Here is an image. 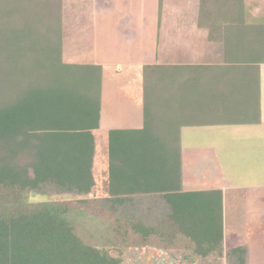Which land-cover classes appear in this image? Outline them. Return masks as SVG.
Wrapping results in <instances>:
<instances>
[{"label":"trees","instance_id":"1","mask_svg":"<svg viewBox=\"0 0 264 264\" xmlns=\"http://www.w3.org/2000/svg\"><path fill=\"white\" fill-rule=\"evenodd\" d=\"M198 6V25L223 43L225 63L144 66V124L109 131L104 196L113 210L161 196L169 213L154 225L127 220L124 236L173 245L183 235L192 261L224 255L223 195L182 190L180 128L258 123L264 63V14L254 16L246 0ZM67 9V0H0V264H123L111 248L84 241L70 203L33 201L46 185L80 203L95 193L102 66L64 60ZM246 251L230 249L238 264Z\"/></svg>","mask_w":264,"mask_h":264},{"label":"rangeland","instance_id":"2","mask_svg":"<svg viewBox=\"0 0 264 264\" xmlns=\"http://www.w3.org/2000/svg\"><path fill=\"white\" fill-rule=\"evenodd\" d=\"M109 1L113 2L114 5L112 4V6H115L116 10H121L118 16L112 17L118 20L117 26H115L112 18L111 21L107 20L108 23L104 21L107 27L112 24L113 29H116V31H111V33L108 29H103L100 32V28H97L101 25L98 21L103 18L100 7L105 6H102L103 4L99 0H67L68 13L63 27V58L66 62H97L95 53L98 52L101 57L100 61L103 63L101 82L104 105L106 104L107 106L109 104L108 108L110 109V106L112 108L115 107L116 111L119 110V107L126 109L127 106H130L128 108L130 109V114L134 118H137L135 122L139 123L142 121V109L139 108V105L135 107L130 102H127L126 93L133 90V99L136 98L137 94L142 97V89L144 88L142 77L143 58L148 52H152L153 54L154 51L158 52V49L159 51L163 49L154 46L156 44L151 38L153 34L155 35L156 20L149 22L147 30H144L146 27L143 25H138L133 28L134 33L130 30L128 31V29L122 30L120 25L127 26L129 22L128 16L125 15L126 12L123 10L129 11L130 9L134 10L135 8L142 7L146 11L152 9L154 14H156V11L159 12V0ZM246 3L252 8L251 12L254 16L260 17L264 14V0H246ZM163 9H166L165 14L182 12V16H179L178 19L182 18L183 23L193 24L192 26L180 29L177 27L168 29L166 25L161 27L163 36H166L167 33L173 36L176 29H178L176 32L178 44L173 49L178 51L179 58L187 55L190 56V59L196 58L204 61L208 59V56L214 55L213 60H222L223 49L221 43L209 42L206 39L205 30L198 28L196 25L198 0H164ZM167 17L170 18V15ZM173 18L176 17L174 16ZM129 35H131V38ZM136 36H139V40H137ZM165 43L163 42V46H165ZM114 49L115 51H113ZM112 55L114 56L111 57ZM187 59L189 58L187 57ZM262 69L264 71V68ZM190 131L188 130L189 134H191ZM184 146L182 166L184 167L183 177L185 178L184 181L187 187L206 188L213 185L209 179L204 177L211 174L208 172L207 165L199 163L197 160L193 145L185 143ZM197 168L199 171H197ZM99 177L104 178L103 175ZM199 177L202 179L198 180ZM99 179L101 180V178ZM102 191L100 190V192ZM40 192L42 193L33 196L34 202L52 200L70 203L73 209L72 215L69 218L75 224L78 234L84 241L89 244L111 248L114 254L122 257L123 264H238L236 256L230 252V249L242 240L236 232L233 233L234 225L228 227V236L225 240V250L222 258L192 261L190 260L192 249L188 244V240L183 235H180L177 242L173 245L166 243L158 237L144 241L132 231L127 236H124V231L129 229V226L126 224L127 220L133 218L135 220H142L146 225H154L169 213V207L164 200L154 199L156 201L152 203L149 199L140 198L133 207L113 210L105 205L102 195L93 197L91 194L87 196L88 200L86 203H80L76 200L78 195L59 193L52 185L44 186ZM117 218L122 219L123 226L120 232L116 229L118 225ZM261 226L257 223L255 226H252L254 228L252 229L251 236L255 237L257 234L255 232L256 228H260ZM253 237H247V241L244 240L247 248L244 264L257 263V259L254 257L255 238L253 239Z\"/></svg>","mask_w":264,"mask_h":264},{"label":"crops","instance_id":"3","mask_svg":"<svg viewBox=\"0 0 264 264\" xmlns=\"http://www.w3.org/2000/svg\"><path fill=\"white\" fill-rule=\"evenodd\" d=\"M98 1V0H97ZM102 6L100 12L103 14L101 20H97L100 32L103 29L116 31L113 29V25H105L107 20L111 21L112 17L118 16L121 11L116 10L115 6H112L113 2L109 0H99ZM114 5V4H113ZM164 5V0H163ZM199 5V0H198ZM166 9L159 8V12L156 14L151 10H145L142 7L130 9L129 11L123 10L125 15L128 16V25L121 24L120 27L128 29L134 33L135 27L143 25L146 27L149 22H155V35L151 38L154 40V46H158V52H148L143 58V68L147 64H194V65H220L225 63L224 46L222 42L212 41L208 38V30L198 25L199 6L197 9L196 25L198 28L205 30L206 39L209 42H219L222 45L223 57L222 60H213L214 55L208 56L206 60L201 61L196 58L190 59V56H182L179 58L178 51L174 50L178 44V36L176 32L180 28L186 26H192L183 23V19H178L182 16V12L165 14ZM122 11V12H123ZM184 12V11H183ZM170 15V18L167 16ZM119 16H121L119 14ZM164 16V17H163ZM175 16L176 18H173ZM155 17V18H153ZM166 17V20H165ZM105 21V22H104ZM115 26H117L118 20L112 18ZM188 22V20H187ZM193 22V20H192ZM154 25V24H153ZM167 26L168 29H174L177 27L175 34L171 36L167 33L163 36L161 33V27ZM185 25V26H184ZM126 27V28H125ZM152 29V28H150ZM127 31V30H126ZM173 32V30H171ZM130 32V33H131ZM148 32V31H144ZM131 38V35H129ZM133 37V36H132ZM139 36H136L137 40ZM148 37V36H146ZM134 37V39H136ZM173 38V39H172ZM163 42H166L163 46ZM115 51V49L113 50ZM160 53V54H159ZM115 55V54H114ZM112 55L111 57H113ZM187 57L190 59H187ZM101 57L99 53H95V59L97 62H77L74 63H94L102 66ZM100 61V62H99ZM105 61V60H102ZM68 62V61H67ZM264 63L260 64V121L258 123H226V124H207V125H183L180 128V142H181V173H182V190L183 191H199V190H221L223 195V209H224V225H225V240L228 236V227L234 225V232L241 237V242L237 245H245L244 240L247 241V237L252 238V229L256 223L262 225L260 228H256V236L253 237L254 257L257 259L256 264H264ZM103 73V72H102ZM143 77V74H142ZM102 80V77H101ZM144 80V77H143ZM144 85V81H143ZM133 90H130L127 95V102H130L133 106H138L142 109V121L135 122L134 116L130 114V106L119 107L118 111L109 104L104 105L103 99V86L101 82V107H100V125L99 128L94 130L95 135V154L93 160V173L96 180L94 188L95 193L93 197L102 195L105 196V186L108 178V146H109V131L113 129H140L144 124V88L142 89V97L137 94L136 98H132ZM108 103V102H107ZM128 109V110H127ZM134 109V108H133ZM188 130L191 132L189 134ZM188 132V133H187ZM191 143L194 147V153H196L199 163H205L208 167V172L211 175H206L207 179L212 182L213 185L202 188H190L185 183L184 167L182 166V155L184 153V144ZM203 152V153H202ZM202 166V165H201ZM199 168V167H198ZM197 168V171H199ZM198 173V172H197ZM204 174V173H203ZM202 174V175H203ZM207 174V173H206ZM103 175L104 178L99 177ZM101 178V180L99 179ZM202 178L199 177L198 180ZM102 187V188H101ZM100 190H103L100 192ZM91 195V194H90ZM149 199L152 203L156 200H164L161 196L147 195L138 196L136 199ZM152 205V204H150ZM259 229V230H258ZM258 230V231H257ZM232 233V231H231ZM243 241V242H242ZM236 245V246H237Z\"/></svg>","mask_w":264,"mask_h":264}]
</instances>
